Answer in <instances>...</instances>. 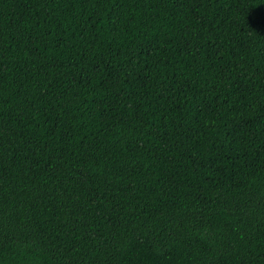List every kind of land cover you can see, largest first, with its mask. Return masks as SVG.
<instances>
[{
    "label": "trees",
    "instance_id": "trees-1",
    "mask_svg": "<svg viewBox=\"0 0 264 264\" xmlns=\"http://www.w3.org/2000/svg\"><path fill=\"white\" fill-rule=\"evenodd\" d=\"M0 264H264V0H0Z\"/></svg>",
    "mask_w": 264,
    "mask_h": 264
}]
</instances>
